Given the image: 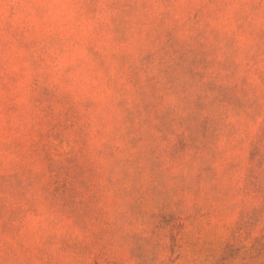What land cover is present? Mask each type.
Returning <instances> with one entry per match:
<instances>
[{
  "label": "rangeland",
  "instance_id": "obj_1",
  "mask_svg": "<svg viewBox=\"0 0 264 264\" xmlns=\"http://www.w3.org/2000/svg\"><path fill=\"white\" fill-rule=\"evenodd\" d=\"M0 264H264V0H0Z\"/></svg>",
  "mask_w": 264,
  "mask_h": 264
}]
</instances>
